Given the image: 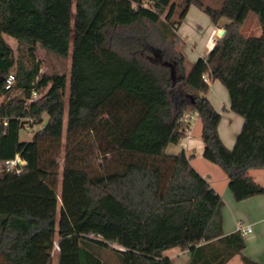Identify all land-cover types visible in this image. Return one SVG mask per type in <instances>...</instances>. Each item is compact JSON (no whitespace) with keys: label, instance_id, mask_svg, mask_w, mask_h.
I'll list each match as a JSON object with an SVG mask.
<instances>
[{"label":"trees","instance_id":"obj_1","mask_svg":"<svg viewBox=\"0 0 264 264\" xmlns=\"http://www.w3.org/2000/svg\"><path fill=\"white\" fill-rule=\"evenodd\" d=\"M192 4L226 30L194 62L178 34ZM251 14L259 36L242 33ZM38 47L71 57L70 76L42 73ZM216 80L244 117L233 148L207 97ZM2 96L0 264H52L56 245L58 264H174L172 249L188 251L187 264L236 255L264 264L243 255L241 232L224 233V200L186 152L167 153L186 137L184 114L197 112L203 157L226 173L236 201L264 195L250 174L264 168V0H0ZM46 116L30 141H17L23 171H7V121Z\"/></svg>","mask_w":264,"mask_h":264},{"label":"crops","instance_id":"obj_2","mask_svg":"<svg viewBox=\"0 0 264 264\" xmlns=\"http://www.w3.org/2000/svg\"><path fill=\"white\" fill-rule=\"evenodd\" d=\"M204 1V0H203ZM212 3V1L215 0H207ZM218 3H220L218 6H220L224 0H217ZM205 2V1H204ZM206 3V2H205ZM207 4V3H206ZM215 6V7H218ZM197 18L196 21L187 23L186 22L190 19L191 16ZM207 20L206 26H202L198 20ZM222 22H225V19L222 20ZM223 28V25L220 27L215 26L211 19L208 20L206 16L203 15V11L199 9L196 5L192 4L188 10V13L186 15V18L182 22L178 34L180 36H193V39L190 38V42L193 43V46L191 49H185V52L187 55H189V51L192 50L193 53L191 55V62L196 61L199 57L207 55L215 46L217 42V37ZM261 29V28H260ZM205 33V39L201 44L198 45L196 39H194V36L199 35V34ZM261 34V32H260ZM214 84V87L210 86V90L207 94L208 99L211 101L213 104V100L211 98L212 93L218 92L220 93L221 100L219 99V103L223 104V112H220L222 114V119L218 127L219 134L224 142V144L228 148H233L235 145L237 136L243 126L244 123V117L241 116L240 114L234 112L231 109V102H230V96L228 93V90L222 83L218 80L212 81ZM215 84L219 87L216 86ZM221 84V85H220ZM218 88V89H217ZM225 90L224 92L227 91L228 96L226 97L227 93L223 95V92L221 91ZM218 101V100H217ZM214 106V104H213ZM215 107V106H214ZM216 108V107H215ZM217 109V108H216ZM218 110V109H217ZM219 111V110H218ZM227 113V114H226ZM226 118V119H225ZM228 122L227 125H224V122ZM226 127V128H225ZM193 128V126H192ZM191 133V128L188 129ZM223 131L226 134L225 136L223 135ZM186 132V137L179 143V144H172L170 146H175V145H180L184 147L185 149H181L177 152H174L173 154H178L181 151H185L187 156L190 157L191 164L193 167L203 176L205 177L212 188L220 194V196L224 200V208H223V218H224V233L230 234L233 232H236V226L238 221H244L246 223H249L253 226L254 230L252 233L245 235V240H246V248L243 251V255L258 261L260 263H264V195H258L254 196L251 198H248L243 201H236L234 198L230 188H229V178L226 175V173L223 171V173H220L213 167L212 165H209L199 158L203 157V151L204 148H201L198 153L194 150V152H189L188 150V138L191 137L190 133ZM4 140V138H3ZM2 140V144H3ZM169 146V147H170ZM168 147V148H169ZM205 147V145H204ZM3 148V145H2ZM168 153V149H167ZM170 154V153H169ZM2 155H3V149H2ZM18 156V154H17ZM196 161V164L193 162ZM208 161V160H207ZM210 162V161H209ZM211 164H214L210 162ZM26 165V162L22 160V167ZM216 165V164H214ZM218 166V165H216ZM220 168V167H219ZM250 174L253 177V179L264 185V168L262 169H251ZM175 249L169 250L166 252V256L170 257L171 259L174 257L173 255L170 254L171 251H174ZM179 250V249H178ZM183 253L185 254L184 256ZM179 255L180 259L186 258L185 264L188 263L189 261V253L188 251H180L177 253ZM245 264L242 261V258L240 255L234 256L227 264Z\"/></svg>","mask_w":264,"mask_h":264},{"label":"rangeland","instance_id":"obj_3","mask_svg":"<svg viewBox=\"0 0 264 264\" xmlns=\"http://www.w3.org/2000/svg\"><path fill=\"white\" fill-rule=\"evenodd\" d=\"M207 4H210L212 6H218L220 3H218L217 0L209 2L207 0H204ZM203 15L206 16L208 18V20L210 19V17L205 14L203 12ZM197 18L193 16L190 17V19L186 22L187 23H191L196 21ZM199 23L202 26H206V22L207 20H198ZM222 29H225L224 27ZM221 29V30H222ZM261 32L260 29V25L258 22V18L255 14H251L248 19L246 20L245 24L242 27V33L245 36H259ZM182 40L184 42V48L185 49H191L193 46V43L190 42V38L193 39V36H181ZM217 39L221 38L220 37V33L218 35H216ZM5 39L7 40V42L10 44V46L14 49L16 55L19 56V54L21 52H23V48L19 49L18 48V42L15 38L5 35ZM194 39H196L198 45L201 44L203 42V40L205 39V33L204 35L201 33L199 35L194 36ZM193 53L192 50L189 51V55L188 56V60L191 62V55ZM37 57L41 60L42 62V67H41V71L43 72H60V73H65L68 77L70 76V72H71V57H60L57 56L47 50H45L42 47H38L37 49ZM221 85V84H220ZM210 86L214 87V84L212 81H210ZM219 87L218 84H215V88ZM218 89V88H217ZM225 90L221 91V93L223 92V95L226 92H224ZM212 102L214 104V106L219 110V112H223V104L219 103V99L221 100V98H223L222 96H220V93L218 94V92L214 91V93H212ZM20 95L19 91L14 89L10 92L9 96H18ZM228 96V93L226 95V97ZM38 97V95H37ZM36 97V98H37ZM6 96H2L0 97V103L4 102L6 100ZM218 100V101H217ZM66 109H67V104H66ZM227 114V113H226ZM226 119V118H225ZM48 120V116H46L45 118V122L44 124H30L27 120L25 121H18L16 119H10L9 121H7V126H8V132L4 137L3 140V158L5 160H15L18 159V161L20 162L19 165L22 167V159L20 158V156H17L16 153V144L17 141H30L33 136L35 135V133H37L39 130H41V128L45 125L46 121ZM224 125H227L228 122H224ZM193 126V128H192ZM191 128V137L188 138V150L189 152H194V150L198 153L200 150H202L201 148H204V141L202 138V122L201 119L197 116L193 121L192 124L190 125V127L188 126V129ZM226 128V127H225ZM223 135L225 136L226 134L223 131ZM64 142H65V136H64ZM181 149H185L184 147L180 146V145H175V146H170L168 148V153L173 154L174 152H177ZM200 160H202L203 162L212 165L213 167H215V169H217L218 172L223 173V171L221 170V168H219V166H216L214 164H211L209 161H207L204 157L199 158ZM92 161L99 164L102 162V160L100 158H95L92 157ZM194 164H196V161L193 162ZM64 164H65V159H64V153H62V156L60 157L59 160V183H58V193L59 196L61 197V191H62V178H63V169H64ZM23 168V167H22ZM23 171V170H22ZM60 205H61V199H60ZM182 250H178L175 249L174 251H171L170 254L173 255L174 257L172 258L174 264H185L186 262V258L180 259L179 255H177V253H179ZM182 255V253H181ZM185 254L183 253L182 256H184ZM52 264H58V246L56 245L55 250L53 252V260H52ZM235 264V263H234Z\"/></svg>","mask_w":264,"mask_h":264},{"label":"built area","instance_id":"obj_4","mask_svg":"<svg viewBox=\"0 0 264 264\" xmlns=\"http://www.w3.org/2000/svg\"><path fill=\"white\" fill-rule=\"evenodd\" d=\"M15 81H16L15 73L11 72L8 75V77L6 78L5 88L7 90H11L13 88V86L15 85ZM37 95H38L37 93H34V98H36ZM197 116L199 117V114L197 112L184 114L182 121H183L184 125H186L187 130H188V126L190 127V125L192 124V121ZM5 163L7 165V171H9V172L20 173L23 170V168L19 165L20 162L18 161V159L6 160ZM253 230H254V228L251 224L246 223L244 221H238L237 222L236 231L241 232L244 236L252 233Z\"/></svg>","mask_w":264,"mask_h":264},{"label":"water","instance_id":"obj_5","mask_svg":"<svg viewBox=\"0 0 264 264\" xmlns=\"http://www.w3.org/2000/svg\"><path fill=\"white\" fill-rule=\"evenodd\" d=\"M225 32H226V30H225V29H222V30L220 31V37H222V36L225 34Z\"/></svg>","mask_w":264,"mask_h":264}]
</instances>
